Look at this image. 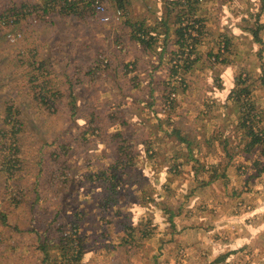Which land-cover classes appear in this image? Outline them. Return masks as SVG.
<instances>
[{
	"label": "rangeland",
	"instance_id": "rangeland-1",
	"mask_svg": "<svg viewBox=\"0 0 264 264\" xmlns=\"http://www.w3.org/2000/svg\"><path fill=\"white\" fill-rule=\"evenodd\" d=\"M50 1L0 0V15L25 6L24 17L0 19V158L16 148L20 160H12V175L0 161V264H39L36 233L54 238L71 219L85 238L82 264H264V209L250 203L264 193V145L244 153L241 105L232 100L246 86L251 127L264 129V0L200 1L197 60L177 75L168 64L178 8L168 0H129L122 17L109 4L85 20L39 22L32 13ZM127 19L161 39L169 27L163 53L162 45L145 52L131 40ZM225 39L228 52L216 61ZM98 56L108 69L87 80ZM28 59L51 71L36 89L29 74L41 72ZM42 80L45 92L60 93L56 112L34 99ZM8 106L19 113L16 141L1 135L12 130ZM173 129L187 144L169 136ZM116 132L132 144L134 160L118 203L104 212V188L86 175L115 160ZM213 168L225 191L212 189L216 203L205 192L194 201Z\"/></svg>",
	"mask_w": 264,
	"mask_h": 264
},
{
	"label": "trees",
	"instance_id": "trees-1",
	"mask_svg": "<svg viewBox=\"0 0 264 264\" xmlns=\"http://www.w3.org/2000/svg\"><path fill=\"white\" fill-rule=\"evenodd\" d=\"M129 0H54L47 2L44 7L35 8V12L32 13L29 11L28 13H32L37 20L43 21L45 17L56 15L62 18H73L78 20H85L86 18L93 16L95 17L100 11L110 4L111 7L115 8L116 14L120 13V17L127 14L126 5H128ZM200 1L202 0H168L167 5L169 8L174 11L173 9L178 8V13L175 17V24L171 28L173 31V44L172 46L175 50H170V58H169V72L172 75H177L180 71V68L186 69L191 66L192 63L196 62V50L197 45L199 43V36L203 34L204 31V24L201 18L197 17V12L200 10L198 7ZM25 6H20L16 10H9L5 11L3 14L0 15L1 20H5V23L9 22V18L13 16V13H20L21 10L23 11ZM169 11V10H168ZM170 12V11H169ZM25 13H20L21 17H24ZM14 17L18 18L19 15L16 14ZM123 25L128 27L131 31L130 38L134 42H136L145 52H149L162 45L161 52L163 53L165 49V37L169 34V27L166 26L165 33L163 34L164 37L161 39L155 29H151L145 27L144 23L139 22H132L131 20L127 19L124 21ZM257 25L259 29L260 26ZM252 35L256 41H259L258 38V30L255 32L252 31ZM228 45L229 41L225 39L224 41L218 42L217 45V52L214 56L215 60L217 61L220 56L225 55L228 52ZM31 53V57H34L33 52ZM31 61V65L33 66V70L40 71L41 74H29V82L32 85V88H37L38 85H34L35 81L37 82L40 80L41 76L50 75L51 71L45 69L42 62L37 63L35 61L28 59L26 64ZM222 62H225L223 60ZM37 66L34 68V66ZM107 65V64H106ZM105 65L103 59L98 56L95 61L91 64L88 71L84 74L87 80H93L94 77L98 74H104L108 67ZM45 70H44V69ZM131 72V69L128 70ZM47 83L42 80L39 85V91L35 92L34 99L39 104L44 105L46 109L54 107V112L57 111L56 103L58 98L60 97V93L54 91L53 93H49L48 91L45 92V87ZM49 93V94H48ZM247 94L248 90L245 86L240 90H236L233 95V99L235 102L241 105V116H240V127L246 129V136H247V143L243 146V151L246 154H251L252 150L259 145H264V129H258V132H254L253 127H251V113L245 112L248 109H254L253 106L248 104L247 102ZM249 106L248 109H244V107ZM72 111H74V103L72 102ZM6 116H5V123L11 126V131L2 133L3 138H8L9 134H11L9 138L17 140V131L21 129V124L18 119V112L12 108V106L6 107ZM90 122L93 123L94 119L91 118ZM17 127V129H16ZM15 129V130H13ZM260 133V136L259 134ZM169 136H175L181 142L187 141L180 135L178 130H171L169 132ZM111 138L116 141L114 144V149L116 153V158L112 161L107 167L102 168L96 171H89L88 176L86 175V179L92 184H96V182L101 183L103 186V196L100 202V207L104 212L111 210L119 201L123 190V172L129 167L133 166L134 160V150L132 148V144L126 141L123 138V135L119 132H116L111 135ZM215 137H212L211 140H214ZM216 139V138H215ZM63 145V144H61ZM66 145L59 146V149L63 151L62 153L64 156L69 154V148L65 147ZM14 152L11 156L10 153L6 154L4 157L0 158L1 161V170L8 172V175H12L9 169L10 164H12V160L15 163L20 164V160L17 158L18 150L13 148ZM228 155V154H227ZM55 157H60L57 154H53ZM11 157H14L12 159ZM229 155L227 156V158ZM229 159V158H228ZM232 159V156H231ZM230 160V159H229ZM18 167V166H17ZM21 168H16V171H20ZM59 171L58 168L55 169V172ZM214 174L209 178L207 182H211L216 180L219 176L217 173V169L213 168ZM212 172V173H213ZM221 177L223 174L221 173ZM35 191V189H34ZM35 196H38V193H35ZM0 220L2 224H4V218L0 214ZM0 222V223H1ZM79 223L77 219L68 220L64 225H59L56 228L57 236L55 235L54 238L49 237L47 234H39L36 233L37 236V250L40 254V262L39 264H82L85 255V238L80 233ZM52 252L56 254L52 256ZM54 260V261H53Z\"/></svg>",
	"mask_w": 264,
	"mask_h": 264
},
{
	"label": "crops",
	"instance_id": "crops-1",
	"mask_svg": "<svg viewBox=\"0 0 264 264\" xmlns=\"http://www.w3.org/2000/svg\"><path fill=\"white\" fill-rule=\"evenodd\" d=\"M262 177H264V173L262 174ZM264 181V180H263ZM216 188H218L219 189V191L221 190V191H225V187H224V185H221V183L220 182H218V181H211V182H208V183H206V184H204V186H202V187H199V188H197V189H201L200 190V193H199V195L197 194L195 197H193V200L195 201V200H202V199H204V197L206 196V194H207V196H208V198L210 197V196H212L211 197V201H214V203H216L217 201H219V198H217L216 196L217 195H215L214 194V192H212V189H216ZM196 189V190H197ZM206 194H205V193ZM213 194V195H212ZM206 203V202H205ZM250 203H252L253 205H255L256 206V208H261V209H264V193L263 192H259V194H256L252 199H251V201H250ZM209 204H210V200H209ZM251 208V207H250ZM250 208H249V210H250ZM251 209H254V208H251ZM261 211H263V210H261ZM222 221V222H221ZM224 220H220V221H218V222H216V223H221L222 225H224L225 223L223 222ZM216 223H213V224H216ZM180 239V238H179ZM192 256V257H191ZM195 258V255L192 253V254H190L189 253V259H194Z\"/></svg>",
	"mask_w": 264,
	"mask_h": 264
}]
</instances>
